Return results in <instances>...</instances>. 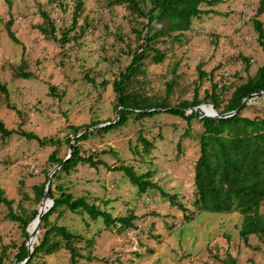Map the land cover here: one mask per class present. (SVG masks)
I'll list each match as a JSON object with an SVG mask.
<instances>
[{
    "label": "rangeland",
    "instance_id": "rangeland-1",
    "mask_svg": "<svg viewBox=\"0 0 264 264\" xmlns=\"http://www.w3.org/2000/svg\"><path fill=\"white\" fill-rule=\"evenodd\" d=\"M8 2L0 0V86L7 87L8 102L21 115L7 106L0 89V119L8 127L31 130L42 137L65 136L69 124L115 122L119 108L115 106L113 81L131 62L133 51L141 43L133 30L140 26L135 15L125 4L109 6L108 0H84L78 26L73 29L76 0ZM258 6L259 0H224L214 6L219 13L195 18L182 42L173 44L171 50L165 49L169 55L163 62L145 61V91L165 98L167 84L174 80L173 93L168 97L172 105L192 100L197 87L203 98L211 83L208 77L198 79V65L202 63L203 69L213 72L214 80L225 89L220 99L226 101L236 83L254 75L264 64V50L251 19ZM41 10L48 11L54 19L58 39L48 38L37 28L43 22ZM11 18L10 28L21 43L8 34L7 22ZM261 18L264 22V14ZM143 20L139 19L141 25ZM67 29H71L70 40L62 42L59 38ZM241 55L250 59L249 66ZM176 62L179 67L174 74ZM20 66L33 76H19ZM52 85L57 86L59 95L50 93ZM249 103L244 115L264 117V97L255 96ZM200 129V120H194L189 127L183 118L162 111L142 120L130 117L124 126L79 141L85 155L98 152V158L111 167L125 163L134 165L139 173L154 170L152 180L167 192H178L189 208L187 214L193 215L185 218L184 211L156 188L150 187L140 195L123 171L103 164L98 168L80 164L71 175L63 174L61 182L70 191L77 196L91 193L114 216L123 214L129 202L140 216L135 229L121 233L104 229L97 235L94 251L99 257L88 264H264V240L256 234L249 236V243L243 240L239 212L194 210V169L200 155L196 134ZM141 133L154 143L149 152L139 144ZM53 149L18 134L6 142L0 139V183L13 201L12 211L21 214L35 206L33 185L46 180L45 170ZM69 152L70 147L64 144L60 155L66 157ZM22 180L26 186L21 192ZM10 210L0 203V241L4 243L24 238ZM261 211L264 212V203ZM60 221L89 233L79 214L66 212ZM101 225L105 227L103 222ZM91 228L94 230L95 225ZM49 258V264H68L64 251Z\"/></svg>",
    "mask_w": 264,
    "mask_h": 264
},
{
    "label": "trees",
    "instance_id": "trees-1",
    "mask_svg": "<svg viewBox=\"0 0 264 264\" xmlns=\"http://www.w3.org/2000/svg\"><path fill=\"white\" fill-rule=\"evenodd\" d=\"M222 1L224 0H108L109 6L125 4L135 15L134 20L140 26H134L133 30L141 41L140 46L132 53L131 62L113 81L117 94L115 106L116 109L119 108L118 119L115 122L93 130L90 128L102 122L93 121L91 124L85 125L69 124L70 130L65 136L42 137L31 130L8 127L0 119V139L3 142H6L14 134H18L28 140L37 141L41 147H54L48 157V166L45 170L46 180L33 185L36 202L33 208L24 209L21 214L12 211L13 201L6 196L5 188L0 183V203H4L11 209L10 217L19 222L24 236L20 242L4 243L0 241V264L22 262L29 257L27 242L30 233L27 230L28 226L39 213L49 181V173L52 168L61 164L66 158L60 155L62 146L65 144L70 147L72 142L74 145L73 155L54 174L51 181L54 204L42 217L34 251L25 264H49V257L61 251L67 253L68 264H88L89 261L99 257L94 251V247L97 235L104 229H114L121 233L137 227L140 216L131 203L126 202L127 207L123 214L114 216L108 208L99 203L98 197L91 193L77 196L68 189L66 184L61 182L63 174L71 175L80 164L88 163L95 168L103 164L108 169L123 171L131 183L138 187L140 195L147 192L150 187L156 188L173 206L184 211L185 218L192 217L190 212L188 216L189 208L180 200L178 192H167L158 182L152 180L154 170L139 173L134 165L125 163L111 167L104 160L98 158V152L85 155L82 147L78 144L79 141L89 139L91 136L104 134L124 126L130 117L142 120L162 111L183 118L189 127L194 120L201 122V129L196 134L200 144V155L194 169L193 205L196 213L202 211L239 212L242 215L240 234L243 240L249 243L251 234H256L261 240H264V212L261 211L264 203V117L244 115V111L250 106L251 98L264 97V64L257 69L254 75H250L239 84L236 83L226 101L220 99V94L225 93V89L222 88L220 82L214 80L213 72L208 73L203 69L202 63L198 65V79L204 81L208 77L211 83L203 98L200 97L199 87H197L192 100H184L177 105H172L168 97L173 93L174 80L168 82V96L165 98L150 95L144 88L147 81L145 61L149 59L155 63L163 62L169 55L165 49L171 50L173 44L182 42L186 33L191 30L194 19L219 13L214 6ZM8 3H11L10 0ZM83 9L84 0H76L73 10V29L78 26ZM40 14L43 22L38 24L37 28L48 38L58 39L56 23L51 14L46 10H41ZM263 14L264 0H259L257 13L251 19L258 33L259 44L264 50V22L261 18ZM140 18L144 19L142 25L139 22ZM7 23L9 36L17 43H21L10 28L13 19H9ZM70 31L71 29L65 30L63 37L59 39H62V42L69 41ZM241 59L246 61L248 66L250 65L248 57L241 55ZM248 66L246 70H249ZM178 67L179 62H176L172 70L174 74ZM18 74L25 78L33 76L31 72H26L23 66L19 67ZM0 89L5 93L7 106L17 110L21 115V111L8 102L7 87L1 85ZM50 93L59 95L60 92L57 86L52 85ZM203 103L214 104L216 110L223 117L203 116L200 107L195 110ZM189 109L194 110L188 113ZM206 110L212 111L208 107ZM235 110H237L235 114L224 116ZM80 133L82 135L74 140V137ZM187 133L188 131L185 132V134ZM138 140L139 144L144 145L147 152L154 147V143L150 142L143 133L140 134ZM25 186L26 182L22 180L21 192ZM66 212L79 214L85 221L89 233L61 223L60 219ZM100 218L103 220L101 221ZM101 222L105 227H102ZM152 223L156 227V222ZM92 225H95L94 230L91 228Z\"/></svg>",
    "mask_w": 264,
    "mask_h": 264
},
{
    "label": "water",
    "instance_id": "water-1",
    "mask_svg": "<svg viewBox=\"0 0 264 264\" xmlns=\"http://www.w3.org/2000/svg\"><path fill=\"white\" fill-rule=\"evenodd\" d=\"M209 106L211 107L212 111L211 112H208L206 110V107ZM201 108V111L203 116H211V117H223V115H221L215 108L214 104H201L200 106H198V108ZM198 108H196L195 110H198ZM191 110H194V109H191ZM237 112V110L233 111V112H229V113H226L224 116L225 117H228V116H231L233 114H235ZM113 122H108V123H104V124H99L95 127H91L90 130H93L94 128H101V127H104L106 125H109ZM81 134H78L76 137H74V140L76 138H78L79 136H81ZM73 152H74V145H73V142L71 143L70 145V152L69 154L66 156V158L64 159V161L61 163V164H58L57 166H55L51 172L49 173V181H48V184H47V187H46V192H45V195H44V198H43V201H42V206L40 207L39 209V213L38 215L36 216V218L30 223V225L28 226V232L30 233V238L27 242V245L29 247V257L27 259H25L24 261L22 262H14L13 264H25L28 262V260L30 259L33 251H34V248H35V241H36V238L38 236V233H39V229H40V223H41V220H42V217L44 215L45 212H47L48 210L51 209V207L53 206L54 204V199L52 197V192H51V181L54 177V174L59 170L61 169L64 164L72 157L73 155ZM48 202V203H47ZM45 205H48L47 208H45ZM36 222L35 224V229H34V232L32 233L31 230H30V226ZM33 236H34V239H33Z\"/></svg>",
    "mask_w": 264,
    "mask_h": 264
},
{
    "label": "bare ground",
    "instance_id": "bare-ground-1",
    "mask_svg": "<svg viewBox=\"0 0 264 264\" xmlns=\"http://www.w3.org/2000/svg\"><path fill=\"white\" fill-rule=\"evenodd\" d=\"M207 107L211 109V107H209V106H207ZM211 110H212V109H211ZM47 203H48V202H47ZM47 206H48V205H47ZM35 224H36V222H34V223L30 226V230H31L32 233L34 232ZM33 239H34V236H33Z\"/></svg>",
    "mask_w": 264,
    "mask_h": 264
}]
</instances>
